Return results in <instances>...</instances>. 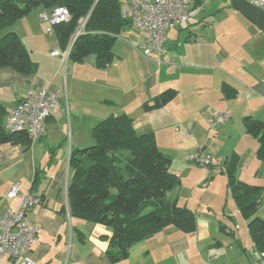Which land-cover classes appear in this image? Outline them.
<instances>
[{
    "label": "crops",
    "instance_id": "crops-1",
    "mask_svg": "<svg viewBox=\"0 0 264 264\" xmlns=\"http://www.w3.org/2000/svg\"><path fill=\"white\" fill-rule=\"evenodd\" d=\"M128 1L121 0L123 5ZM234 1L190 0L188 21L167 30L161 56L153 53L146 57L136 51L132 44L143 43L146 35L127 27L118 36L114 59L107 68H96L95 57L89 56L84 62L69 64L67 76L64 74L68 83L72 80L77 85L82 79L96 88V109L88 116V126L74 127L72 117L71 128L55 124L65 115L61 103L35 142L0 147V218L20 205L22 193L31 191L39 175L38 186L31 192L43 202L27 212L30 220L41 225L29 252L34 264H161L176 257L190 261L193 253L203 250L202 245L214 247L208 250L213 254L210 264L257 263L259 253L249 233V221L230 194L224 162L233 153L239 155L236 177L260 187L257 215L264 219V160L257 156L258 138L247 133L244 125L246 116L264 121V30L235 8ZM41 11L16 21L13 31L22 43L18 24H27L33 33L37 32ZM29 55L38 65L29 75L12 67L0 68V104L8 114L29 88H46L60 96L58 86L51 83L61 72L60 63L53 62L50 70L47 61ZM224 83L237 90L234 97L225 96ZM168 89L178 92L173 100L163 107L146 109ZM212 108L229 110L230 120L211 125ZM122 114L133 120L138 134L153 132L159 149L171 158L170 171L179 178L180 185L167 198L195 212L197 231L189 235L174 226L166 227L134 244L127 259L114 263L106 254L112 230L73 217L67 186L71 151L92 145L93 127L110 115ZM199 148L216 160L209 172L188 160ZM205 181L207 186L203 185ZM14 184L21 193L9 197ZM219 198L224 202L222 208L216 206ZM206 208L210 211L205 213ZM240 218L244 225L238 223Z\"/></svg>",
    "mask_w": 264,
    "mask_h": 264
},
{
    "label": "trees",
    "instance_id": "trees-1",
    "mask_svg": "<svg viewBox=\"0 0 264 264\" xmlns=\"http://www.w3.org/2000/svg\"><path fill=\"white\" fill-rule=\"evenodd\" d=\"M129 2L123 5L121 0H0V31L12 27L16 21L35 10L52 11L56 7H66L71 15L70 20L54 24L52 32L60 50L64 52L68 49L72 36L85 23L82 34L77 37L69 53L68 61L84 62L94 55L95 67L105 69L114 59L113 47L120 33L130 26L140 31L129 18L123 16L124 7ZM167 30L161 48L165 44ZM141 44L138 43L139 47ZM153 53L158 54L156 51ZM4 67H12L26 75L38 68L17 33L12 30L0 39V68ZM223 90L227 98L234 97L237 92L227 83L223 84ZM177 93L174 89L166 90L147 104L146 109L165 106ZM7 114L6 108L0 104V147L9 143L30 145L36 141H32L24 132H8ZM244 125L247 133L258 138L260 146L257 156L264 160V121L246 116ZM92 134L95 142L92 146L71 151L68 203L73 217L99 223L112 230L106 252L112 262L127 259L134 244L166 227L174 226L189 235L196 233L195 212L167 198V194L180 185V180L170 171L172 160L159 149L153 132L138 134L133 127V120L122 114L110 115L101 120L93 127ZM238 163L237 153L227 157L224 173L228 178L231 196L241 215L249 221V233L259 253V260L264 254V219L257 215L261 203L260 187L237 179ZM205 168L209 172L213 166L210 170ZM38 176L36 174L31 191L38 186ZM36 196L42 203L43 199ZM146 207L150 210L143 213Z\"/></svg>",
    "mask_w": 264,
    "mask_h": 264
},
{
    "label": "built area",
    "instance_id": "built-area-1",
    "mask_svg": "<svg viewBox=\"0 0 264 264\" xmlns=\"http://www.w3.org/2000/svg\"><path fill=\"white\" fill-rule=\"evenodd\" d=\"M254 5L264 10V0H250ZM190 0H130L124 7L123 16L129 18L132 24L146 33L145 43H133V48L143 56L151 57L156 51L162 53L165 31L173 25H180L189 19ZM40 19L49 24L48 32H53V25L70 20V12L66 7H56L52 12L43 11ZM85 23L72 36L68 49L57 50L53 56H61L62 63L68 61L69 53L77 37L82 34ZM160 61V60H159ZM60 100L56 93L46 88H30L26 96L16 105L6 118V130L10 133H27L32 141L37 140L45 130V123L55 110L59 109ZM209 122L219 125L227 122L231 113L228 110L212 109ZM189 160L207 167L209 170L216 164L215 158L200 148ZM204 186L207 185L205 182ZM20 188L14 184L9 197L19 195ZM39 198L31 191L22 193V200L16 209H9L0 218V263L5 260L12 264H34L29 252L41 230V225L30 220L27 212L36 204ZM256 264H264V254Z\"/></svg>",
    "mask_w": 264,
    "mask_h": 264
},
{
    "label": "rangeland",
    "instance_id": "rangeland-1",
    "mask_svg": "<svg viewBox=\"0 0 264 264\" xmlns=\"http://www.w3.org/2000/svg\"><path fill=\"white\" fill-rule=\"evenodd\" d=\"M52 11H47V12L50 13ZM35 14H38V11H36ZM40 24H41V26L39 25L40 30L38 29L37 32L35 33H33L29 29L27 24L25 25L18 24V29L24 45L28 48L29 54H31L34 59H42L44 61H47L50 70L54 64L53 62H56L57 64L60 63L61 72L59 73V76H57L56 80L55 79L51 80V83L52 85L54 84L59 88V92H60L59 97L61 100L60 103H62V107L65 108V115L63 116L62 120L59 123L58 121H56L55 124H58L60 127L63 126V128L65 127L71 128V117H72V125L74 127L77 124L81 125L82 127H86L89 124L88 116L93 114L94 110L96 109L95 104L97 101H95V99L98 95V93L96 94V88L91 82L86 80H82V79L78 80L76 82L77 85H74L72 80H70L69 83L65 80L67 76V67L69 64H72L73 62L67 61L65 63H62L61 56H53L51 54V51L53 50H60L57 38L54 35V33L51 34L48 32L47 22L41 20ZM14 27L15 24L8 29H4L0 31V39L9 30L13 31ZM93 57L95 56L91 55V58ZM65 73L66 76L64 75ZM55 86H52V89H55L56 88ZM70 111L72 116L70 115ZM98 111L103 112L104 110L98 109ZM67 143H70V133H69V137L67 138ZM94 143L95 142L93 141V144ZM223 205H224L223 199L219 198L216 202V206L222 208ZM149 210L150 208L146 207L143 209V213L148 212ZM207 211L210 210L206 208L205 213ZM204 216L205 215H202V219L205 222ZM241 220L243 219L240 218V222L238 223L244 225L243 223H241ZM204 238H205V234L203 235V239ZM202 248L203 250L201 252L196 251L197 256L195 253L192 254V258L190 261L187 260L185 257H181V258L176 257L174 260L166 259L164 261H161V264H210L209 258L213 257V254L208 253V250L214 247L211 246L206 247V245L204 246L202 245Z\"/></svg>",
    "mask_w": 264,
    "mask_h": 264
},
{
    "label": "water",
    "instance_id": "water-1",
    "mask_svg": "<svg viewBox=\"0 0 264 264\" xmlns=\"http://www.w3.org/2000/svg\"><path fill=\"white\" fill-rule=\"evenodd\" d=\"M233 6L254 23L259 29L264 30V10L250 0H235Z\"/></svg>",
    "mask_w": 264,
    "mask_h": 264
}]
</instances>
